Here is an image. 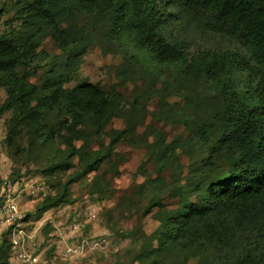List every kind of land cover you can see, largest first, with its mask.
Returning a JSON list of instances; mask_svg holds the SVG:
<instances>
[{"label":"trees","instance_id":"1","mask_svg":"<svg viewBox=\"0 0 264 264\" xmlns=\"http://www.w3.org/2000/svg\"><path fill=\"white\" fill-rule=\"evenodd\" d=\"M28 1L22 10L51 29L62 51L76 44L71 30L59 24L65 5L74 1L88 13L108 16L111 32L130 38L156 64L178 65L186 76H203L219 93V106L200 121L183 146L174 140L165 143L160 131L152 134L150 146H156L162 165L171 164L177 148L190 147L193 141H199L202 150L199 160L191 158L195 173L175 189L180 197L176 208L156 212L155 245L142 250L137 259L159 264L167 253L185 264L196 259L199 264H264V0ZM168 28L177 30L175 38L165 34ZM186 29L207 39L217 37L226 46L215 49L211 44L205 51L190 53L179 36ZM34 38V33L24 41L0 35V88L6 93L0 113L12 112L9 133L26 127L45 141L64 130L66 156L55 167L69 166L70 158L78 157L84 161L83 173L96 170L119 141L132 140L134 124L128 116L139 108L134 102L124 111L118 95L86 81L66 88L65 74L49 75L40 85L32 83L31 71L19 72L17 67L35 61ZM80 54L74 51L68 56L70 68H76ZM55 111L63 115L58 122L49 119ZM118 112L125 114L127 126L110 133L105 150L86 153L81 146L75 147L73 140L84 141L90 135L80 128L82 124L97 133ZM146 180L147 193L152 194L161 177ZM159 194L153 197L155 206L161 204ZM62 202L65 190L47 196L40 208L47 210ZM7 233L0 237V264H9Z\"/></svg>","mask_w":264,"mask_h":264},{"label":"rangeland","instance_id":"2","mask_svg":"<svg viewBox=\"0 0 264 264\" xmlns=\"http://www.w3.org/2000/svg\"><path fill=\"white\" fill-rule=\"evenodd\" d=\"M24 1L0 0V35L11 34L16 41H24L35 34V61L17 67L19 72L29 69V80L36 85L49 75L65 74L69 78L63 80L66 88L86 81L118 95L124 111L130 110L134 102L139 108L138 113L128 116L134 124L129 136L132 140L119 141L109 158L89 173H83L84 161L78 157L70 158L69 166L55 167L66 156L61 139L64 130L45 141L26 127L17 128L11 135L12 112L0 113V180L7 178L13 189L28 191L32 184H39L46 192L45 196L43 192L30 196L22 193L16 200L25 219L24 231L39 244L36 264H147L137 258L142 250L155 245L156 212L176 208L180 197L175 189L187 184L195 173L191 158L199 160L202 150L199 141H193L190 147L177 148L171 164L162 165L156 146H150L152 134L160 131L165 143L174 140L183 146L200 121L219 106V93L203 76H186L178 65L156 64L130 38L112 33L108 16L88 13L74 1L65 5L66 13L59 24L71 30L76 44L70 43L62 51L51 29L22 10ZM165 34L173 39L178 32L168 28ZM179 36L185 39L190 53L205 51L211 44L215 49L226 46L217 37L207 39L188 29ZM74 51L81 53L79 63L70 68L68 56ZM5 98V90L0 88V105ZM124 115H113L97 133L82 124L80 128L90 135L84 141L73 140V144L86 153L105 150L110 133L127 126ZM53 118L56 121L63 115L55 111L49 115L50 120ZM157 174L161 177L159 187L147 193L146 179ZM62 190L65 202L47 210L40 208L47 196ZM155 193H160L161 207L155 206ZM149 207L151 210H147ZM2 218L0 215V237L9 227ZM69 246H79L78 252L66 254ZM181 262L167 253L158 260L159 264H185ZM8 263L17 264L11 250ZM187 264H199V260Z\"/></svg>","mask_w":264,"mask_h":264},{"label":"built area","instance_id":"3","mask_svg":"<svg viewBox=\"0 0 264 264\" xmlns=\"http://www.w3.org/2000/svg\"><path fill=\"white\" fill-rule=\"evenodd\" d=\"M43 187L39 184H32L29 191L25 189H13L12 183L9 179L4 178L0 180V215L3 216L4 223L8 224V236L11 244V258L15 259L17 264H36L35 251L39 244L35 239L28 235L23 228L22 221L25 220L18 211V200L20 194L25 193L26 196L38 195V192L43 191ZM23 196V195H21ZM74 228L75 225L73 224ZM79 246H69L65 248L66 254H75L78 252Z\"/></svg>","mask_w":264,"mask_h":264}]
</instances>
